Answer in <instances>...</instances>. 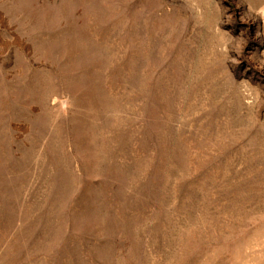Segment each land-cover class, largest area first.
Instances as JSON below:
<instances>
[{
  "label": "rangeland",
  "instance_id": "obj_1",
  "mask_svg": "<svg viewBox=\"0 0 264 264\" xmlns=\"http://www.w3.org/2000/svg\"><path fill=\"white\" fill-rule=\"evenodd\" d=\"M0 264H264V0H0Z\"/></svg>",
  "mask_w": 264,
  "mask_h": 264
}]
</instances>
